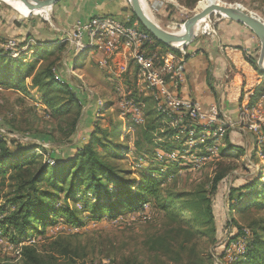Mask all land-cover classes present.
Instances as JSON below:
<instances>
[{
	"label": "rangeland",
	"instance_id": "rangeland-1",
	"mask_svg": "<svg viewBox=\"0 0 264 264\" xmlns=\"http://www.w3.org/2000/svg\"><path fill=\"white\" fill-rule=\"evenodd\" d=\"M141 1L156 23L167 31L179 33L185 20L202 9L199 3L203 0ZM215 1L239 5L264 20V0ZM124 2L131 19L129 2ZM53 12L54 6L45 17L0 0V29L3 32L0 37L14 39L18 48L26 42L31 44L17 57L0 53L16 60L0 59V139L4 141L0 153L4 145L28 147L31 159L27 164L32 172L42 164L54 165L55 157L67 161L78 147L89 142L108 165L120 170L123 180L133 182L131 188L135 190L143 176L150 175L158 181L159 190L169 187L174 191L208 195L214 178L221 175L212 199L216 239L211 242L202 237L199 247L208 255L212 253L214 264H233L242 260L248 226L252 223L264 225V142L260 141L264 132V84L251 95L248 111L235 117L225 114L227 126L222 134L201 125L202 128L192 134L186 131L175 136L177 126L158 110L156 92L144 83L134 62L130 60L128 71L118 76L115 63L122 56L120 49L115 54L97 48L87 49L84 53L79 48L74 49L69 41L70 29H60L53 20ZM223 20L227 18L218 13L207 15L196 23L195 36H214L202 35L200 31L208 27L209 32L213 30L211 34H215ZM133 23L139 27L137 20ZM35 36L43 41L58 42L38 45ZM85 42L86 37L82 43ZM254 46L251 55L257 62L260 42ZM160 48L161 52L172 50ZM143 51L146 55L155 53L153 46H145ZM156 54H159L157 50ZM45 58L61 64L58 71H54L55 78L71 86L72 93L63 91L56 84L53 86L54 107L61 109L68 104L67 109L54 111L41 101V94L32 87L31 76ZM77 59L79 62L75 65ZM255 70L264 83V72ZM18 80L20 85L16 87ZM152 125L156 127L149 129ZM174 129L169 139L158 134ZM95 137L115 148L104 151L98 142H94ZM0 160L6 161L0 164V206H3L12 196L22 172L11 166L15 158L0 157ZM71 169L65 180L71 175ZM253 182L256 184L251 194L239 199L238 207L229 209V190ZM62 185L66 188L67 182ZM38 186L52 191L46 178ZM116 189L110 184L109 194H114ZM76 193L75 200L72 197L66 199L60 193L51 204L82 210V216H87L83 225H68L59 216L51 215L52 223L37 224L38 229L19 242L10 239L11 226L0 225V259L18 263L23 247L34 246L42 254L54 252L58 264H128L136 257L144 258L145 264L155 262L148 258L142 242L150 233L163 229L167 219L154 209L150 197L145 196L135 210L124 209L116 217L95 219L91 216L93 209H90L94 203L92 194L83 193L81 186ZM176 211L189 223H195L191 211ZM3 216L4 213H0V218ZM192 226L197 233L202 232V226L196 223ZM237 227L245 233L226 247L227 239ZM260 237L264 239V233L260 232ZM61 243L66 246V252L55 250Z\"/></svg>",
	"mask_w": 264,
	"mask_h": 264
},
{
	"label": "trees",
	"instance_id": "trees-1",
	"mask_svg": "<svg viewBox=\"0 0 264 264\" xmlns=\"http://www.w3.org/2000/svg\"><path fill=\"white\" fill-rule=\"evenodd\" d=\"M133 20H136V18L132 14L130 24ZM138 25L139 28L144 29L139 22ZM38 41V45L42 43L56 44L58 42L54 40V42L50 40ZM155 43L168 48L156 39ZM4 58L11 60V58H7L5 55H0V59ZM49 60L51 59L45 58L40 67L31 76L32 87L37 89L41 94V101L54 111H60L63 108L67 109L68 104H64L61 109L54 107L53 86L56 84L63 91L72 93L71 86L68 82L59 81L55 78L54 71H58L61 64H56ZM11 61L14 62L16 60L12 59ZM248 61L260 73L262 72L257 67L254 56L248 55ZM78 62L79 59L75 60V65ZM19 82L20 80L16 82V87H19ZM159 115L160 117L164 116L163 114ZM155 120L160 121V118H156ZM155 127V125H152L149 129H154ZM192 127L195 130L202 128L199 124H193ZM174 132L175 129L169 132H158V134L169 139ZM262 133L264 135L263 131ZM93 135V132H91L90 138ZM3 142L0 139V145H3ZM94 142H98L104 151L115 148V146H110L98 137L94 138ZM4 147L0 153V157L15 158L16 160L12 161L11 166L17 168L18 172H22L20 174L24 177L22 175L19 176L20 179L15 184L12 196L7 199V202L3 206H0V213H4V216L0 218V225L11 226L12 236H10V239L13 242H19L30 235L32 230H37V224L52 223L53 219L50 218L51 215L53 217L59 216L68 225H83L87 216H82V210L68 205L55 207L51 204V201L55 200L60 193L66 199L72 197L75 200L78 187L81 186L83 193L92 194L93 196L94 203L90 206V209H93L91 216L95 219H101L105 216L116 217L124 209L135 210L140 206L145 196L152 199L154 209L158 213H162L163 217L167 219L165 224H163V229L160 228L150 233L144 238V242H142L146 247L148 258L151 261H155L152 264H214L212 253L208 255L201 250L199 241L202 237L210 239L211 242H214L216 239V224L212 211V199L221 175H217L214 178L208 195L174 191L169 187L159 190L158 181L150 175H144L142 182L138 184L137 190H135L131 188L134 186L133 182L123 180L119 174L120 170L108 165L101 158L100 152L89 142L78 147L67 161L54 156V165L42 164L32 172H30L31 167L27 164L31 159V156H29L31 154H28V147L16 145L13 147L4 145ZM232 148L234 149V146ZM114 155L117 154L114 153ZM3 162L0 160V164ZM70 167H72L71 175L65 180L64 177L69 172L68 169ZM44 178L51 185L52 191L38 186ZM64 182H67L66 188L62 185ZM110 184H114L117 188L114 194H109ZM255 184L256 182H253L231 188L229 190V209L238 207L237 202L239 199L251 194L250 191ZM139 188L142 191L139 192ZM176 209L191 211L196 225L198 224L203 227L202 232L197 233V230L192 226L195 223H189ZM248 227L250 229L246 233L247 243L243 254H241L242 260L235 261L234 263L264 264V239L260 237V232L264 233V225L259 224L256 226L252 223ZM242 233L245 232L237 227L234 234L227 239L226 247L229 246L230 242L239 240ZM55 250L66 252L67 249L61 243L55 246ZM144 261V258L139 259L136 257L135 261L128 264H145ZM56 262L57 259L54 256V252L42 254L34 246H25L22 249L19 262L15 264H58ZM0 264L14 263L0 259Z\"/></svg>",
	"mask_w": 264,
	"mask_h": 264
},
{
	"label": "crops",
	"instance_id": "crops-1",
	"mask_svg": "<svg viewBox=\"0 0 264 264\" xmlns=\"http://www.w3.org/2000/svg\"><path fill=\"white\" fill-rule=\"evenodd\" d=\"M127 7L124 0H61L54 5L53 20L65 30L78 19L91 16L122 18L127 16ZM120 13L123 15L119 16ZM213 35L194 36L184 47L182 83L175 92L199 102L204 109L215 104L221 114L235 117L248 111L251 95L264 84L261 76L260 82L257 81L258 72L248 61V55L253 53L251 50L259 40L247 27L228 19L220 22ZM35 39L41 40L37 36Z\"/></svg>",
	"mask_w": 264,
	"mask_h": 264
},
{
	"label": "built area",
	"instance_id": "built-area-1",
	"mask_svg": "<svg viewBox=\"0 0 264 264\" xmlns=\"http://www.w3.org/2000/svg\"><path fill=\"white\" fill-rule=\"evenodd\" d=\"M69 29L68 34H71L69 41L72 47L79 48L81 53L87 49L97 48L115 54L120 49L119 53L122 56L115 63V72L118 76L128 71L130 60L134 62L144 83L156 92L158 110L177 126L175 136L186 131L192 134L196 131L192 127L193 124L202 125L215 133L224 132L227 126L226 116L220 113L215 104H210L204 109L199 102L181 97L175 92L182 83L181 62L186 55L184 48L177 52L173 50L161 52L155 38L136 26L133 21L130 24L128 16L124 19L109 15L91 16L85 20L78 19ZM212 32L214 31L209 32L208 27L200 31L202 35H213ZM84 37L86 42L82 43ZM117 44H120V47H116ZM29 45L31 44L26 42L22 48H18L14 39L0 37V53L5 52L14 57H17L22 49L29 48ZM145 46H153L155 53L146 55L143 51ZM156 50L159 54H156ZM257 78L260 82V77ZM233 80L238 81L237 78ZM261 135L260 141L264 142V135Z\"/></svg>",
	"mask_w": 264,
	"mask_h": 264
},
{
	"label": "water",
	"instance_id": "water-1",
	"mask_svg": "<svg viewBox=\"0 0 264 264\" xmlns=\"http://www.w3.org/2000/svg\"><path fill=\"white\" fill-rule=\"evenodd\" d=\"M32 8L52 7L61 0H22ZM132 14L137 22L150 35L168 48L179 50L186 47L194 38V27L196 23L211 13L223 15L228 20L237 22L247 27L259 40L260 49L257 59V67L264 72V20L239 5L211 2L201 10L194 13L184 22L183 32L175 33L162 28L151 19L143 10L140 0H128Z\"/></svg>",
	"mask_w": 264,
	"mask_h": 264
},
{
	"label": "bare ground",
	"instance_id": "bare-ground-1",
	"mask_svg": "<svg viewBox=\"0 0 264 264\" xmlns=\"http://www.w3.org/2000/svg\"><path fill=\"white\" fill-rule=\"evenodd\" d=\"M7 4H11V5H17V7L20 8V10H24L25 12H31L34 11L37 14H41L45 17L48 16L49 13V8L50 7H44V8H32L30 5L26 4L24 1L22 0H2ZM211 2H216L215 0H203L199 3V6L203 8V6L207 5L208 3ZM140 3L142 5V8L144 10V12L150 17L148 9L146 8L147 6L144 5V3L140 0ZM18 9V8H17ZM151 18V17H150ZM152 19V18H151ZM196 26V25H195ZM184 29H182L179 33H182ZM194 33H195V27H194Z\"/></svg>",
	"mask_w": 264,
	"mask_h": 264
}]
</instances>
